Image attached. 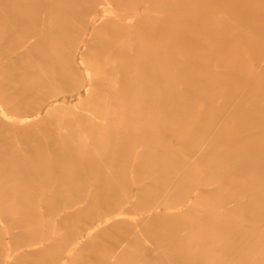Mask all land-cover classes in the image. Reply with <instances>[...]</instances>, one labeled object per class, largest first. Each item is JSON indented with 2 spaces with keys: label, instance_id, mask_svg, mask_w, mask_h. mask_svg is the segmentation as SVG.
<instances>
[{
  "label": "bare ground",
  "instance_id": "1",
  "mask_svg": "<svg viewBox=\"0 0 264 264\" xmlns=\"http://www.w3.org/2000/svg\"><path fill=\"white\" fill-rule=\"evenodd\" d=\"M0 264H264V0H0Z\"/></svg>",
  "mask_w": 264,
  "mask_h": 264
},
{
  "label": "rangeland",
  "instance_id": "2",
  "mask_svg": "<svg viewBox=\"0 0 264 264\" xmlns=\"http://www.w3.org/2000/svg\"><path fill=\"white\" fill-rule=\"evenodd\" d=\"M92 53H90L88 55V57H91ZM111 95H113V93H111ZM120 101V98L116 101L117 103L114 104V105H120L121 102H118ZM122 111L121 112H117L116 110L112 109V108H109L107 107L106 105H101V106H98L94 109V113L100 117L101 119H103V121H108V122H111V125L114 127L116 126V124L118 123H121L123 122L124 120H129L131 118V116H133L135 113L138 112L139 110V106H131V107H127V108H121ZM70 111H75V110H68V109H63V112H62V115L64 116L63 119L64 120H71V117H70ZM60 112V111H59ZM150 117H151V113L148 112V113H144L142 116H141V119L138 121L139 124H147V122L150 120ZM197 215L201 216L203 215L202 211H198L197 212Z\"/></svg>",
  "mask_w": 264,
  "mask_h": 264
}]
</instances>
